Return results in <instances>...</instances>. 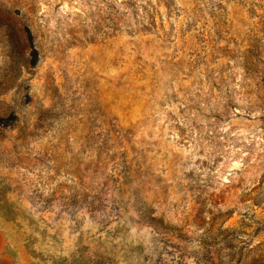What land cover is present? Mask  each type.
<instances>
[{
	"label": "rangeland",
	"instance_id": "obj_1",
	"mask_svg": "<svg viewBox=\"0 0 264 264\" xmlns=\"http://www.w3.org/2000/svg\"><path fill=\"white\" fill-rule=\"evenodd\" d=\"M0 264H264V0H0Z\"/></svg>",
	"mask_w": 264,
	"mask_h": 264
}]
</instances>
